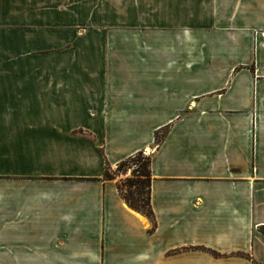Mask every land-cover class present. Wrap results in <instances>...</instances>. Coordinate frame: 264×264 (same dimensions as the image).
Instances as JSON below:
<instances>
[{
    "label": "crops",
    "instance_id": "obj_1",
    "mask_svg": "<svg viewBox=\"0 0 264 264\" xmlns=\"http://www.w3.org/2000/svg\"><path fill=\"white\" fill-rule=\"evenodd\" d=\"M0 264H264V0H0Z\"/></svg>",
    "mask_w": 264,
    "mask_h": 264
},
{
    "label": "trees",
    "instance_id": "obj_2",
    "mask_svg": "<svg viewBox=\"0 0 264 264\" xmlns=\"http://www.w3.org/2000/svg\"><path fill=\"white\" fill-rule=\"evenodd\" d=\"M166 131L154 134L155 145H158L164 138ZM136 166L131 171L130 178L117 186V191L126 205L141 214L149 220H153V214L150 208V159L149 156H142L137 153L117 164L115 172H111L108 164L105 165L103 180H113L115 173H125L130 167Z\"/></svg>",
    "mask_w": 264,
    "mask_h": 264
},
{
    "label": "rangeland",
    "instance_id": "obj_3",
    "mask_svg": "<svg viewBox=\"0 0 264 264\" xmlns=\"http://www.w3.org/2000/svg\"><path fill=\"white\" fill-rule=\"evenodd\" d=\"M149 153H151L150 150H149V152L145 151V152L142 153V156H149ZM135 168H136V166H132L125 173H122V172L121 173H117V174L115 173V176H114L113 180L115 182H117V186L121 185L122 183H124V181L126 179L130 178L131 171L134 170ZM115 169L116 168H114V169L110 168L111 172H113V173L115 172Z\"/></svg>",
    "mask_w": 264,
    "mask_h": 264
},
{
    "label": "bare ground",
    "instance_id": "obj_4",
    "mask_svg": "<svg viewBox=\"0 0 264 264\" xmlns=\"http://www.w3.org/2000/svg\"><path fill=\"white\" fill-rule=\"evenodd\" d=\"M146 151H147V152H149V150H148V149H147ZM149 154H150V153H149Z\"/></svg>",
    "mask_w": 264,
    "mask_h": 264
},
{
    "label": "built area",
    "instance_id": "obj_5",
    "mask_svg": "<svg viewBox=\"0 0 264 264\" xmlns=\"http://www.w3.org/2000/svg\"><path fill=\"white\" fill-rule=\"evenodd\" d=\"M148 155V154H147Z\"/></svg>",
    "mask_w": 264,
    "mask_h": 264
}]
</instances>
